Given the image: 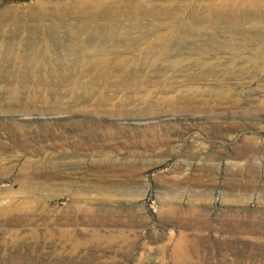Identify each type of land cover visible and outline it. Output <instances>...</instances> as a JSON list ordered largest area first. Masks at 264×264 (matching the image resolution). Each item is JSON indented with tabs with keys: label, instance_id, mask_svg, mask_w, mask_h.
<instances>
[{
	"label": "rangeland",
	"instance_id": "obj_1",
	"mask_svg": "<svg viewBox=\"0 0 264 264\" xmlns=\"http://www.w3.org/2000/svg\"><path fill=\"white\" fill-rule=\"evenodd\" d=\"M257 6L0 0V264H264Z\"/></svg>",
	"mask_w": 264,
	"mask_h": 264
},
{
	"label": "bare ground",
	"instance_id": "obj_2",
	"mask_svg": "<svg viewBox=\"0 0 264 264\" xmlns=\"http://www.w3.org/2000/svg\"><path fill=\"white\" fill-rule=\"evenodd\" d=\"M257 1V0H256ZM263 3V2H262ZM261 9V7L257 6V7H253V10L255 13H259L261 12L260 14V23L263 21L262 19L264 18V11L262 10H259ZM252 12V8L250 5L248 4H244L243 7L241 9H232L231 11H227L226 13H220L219 14V18L220 20H222L226 25L227 27L229 28V30H233L234 32H237V33H240L242 32V28H241V25L240 24H236L234 22L235 18L240 14V15H247V14H250ZM253 12V13H254ZM243 18V17H242ZM200 20V18L198 19ZM244 20V18H243ZM264 22V21H263ZM255 29V28H254ZM253 36L255 37V39L257 40H262L263 37L262 35H260V31L258 30H254L253 31ZM260 40V41H261ZM264 42V41H263ZM260 45V44H259ZM262 45L264 46V43H262ZM240 46V50H244V52H246V46L245 45H239ZM211 48V45L208 44V43H205V44H202L201 47H199L198 50L202 51L203 53H206L209 49ZM223 48L224 51L226 52H229V53H233L237 50V45L236 43H232L231 41H224V40H221L220 43H219V49ZM257 48V46L255 47ZM264 48V47H263ZM258 49H260L258 47ZM95 56H99V55H95ZM75 63L72 62V64H70V66H73ZM244 153V152H243ZM248 153V152H247ZM234 220V219H233ZM235 222V221H234ZM234 227V226H233Z\"/></svg>",
	"mask_w": 264,
	"mask_h": 264
}]
</instances>
